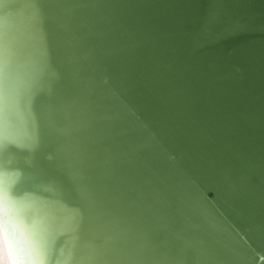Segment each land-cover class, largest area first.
<instances>
[{"label": "water", "instance_id": "1", "mask_svg": "<svg viewBox=\"0 0 264 264\" xmlns=\"http://www.w3.org/2000/svg\"><path fill=\"white\" fill-rule=\"evenodd\" d=\"M0 228L29 264H264V0H0Z\"/></svg>", "mask_w": 264, "mask_h": 264}, {"label": "bare ground", "instance_id": "2", "mask_svg": "<svg viewBox=\"0 0 264 264\" xmlns=\"http://www.w3.org/2000/svg\"><path fill=\"white\" fill-rule=\"evenodd\" d=\"M30 1V0H28ZM33 4L31 7H32V11L31 13L33 14V11H34V14L37 15V10H36V5H35V2H31L29 3V5ZM34 33L37 34L39 36V34L37 33V30L36 28H34ZM37 48L40 49L41 46H40V41H37L36 44H33L32 45V69L30 70V73L33 74V76L30 74L28 75V82L32 81V79H34V81L38 80V77L40 75L39 70H40V57H39V53L37 52ZM45 51H46V46H45ZM53 56L56 57V52H55V47L52 46V53H51V59H52V62H50V69L52 74L55 73V77L58 76L59 79H61V75H62V72L60 71V68L57 66V64L54 62V59H53ZM56 70V72H55ZM54 75V74H53ZM52 75V77H53ZM75 95V93L73 94ZM72 97H70L69 95H65V94H60L59 95V104L65 106L67 103H69L71 101ZM71 105L74 103V101L72 100L71 102ZM32 114V123H33V117H34V128H33V124H31V120H30V115ZM67 125L68 127H72L73 125H75V123H73L72 121H70V119H68L67 121ZM40 125H39V117H38V114L37 112L34 110V114H33V110L30 109V97H29V101H28V136L33 134V131H34V135H35V140L33 142H36L40 140V137L39 136V131H40ZM36 131V133H35ZM85 233H88V234H85L84 237L87 238L88 242L91 243L93 242V237H94V231L91 230H85ZM18 234V232H17ZM19 236V234H18ZM112 235H107L106 237L108 238H111ZM7 238H8V241L10 243V246L9 248L6 247L5 245V242L3 240V235L1 233V228H0V264H29L28 263V260L26 259L25 256H23L22 252H19V248L16 247V244L15 242L13 241V237L12 235L10 234V230H7ZM95 242V241H94ZM98 245L96 246L98 249L99 248H103V249H106L104 250V254L103 256L105 257L106 259V255L107 253H111L112 255V260H116L118 261V257L114 254L113 251H108L107 249H109L107 247V245L102 242V243H97ZM11 254V255H10ZM11 257H12V260H13V263H11ZM115 261V262H116ZM115 262H113V264H115ZM127 264H130V262H126ZM179 264H183L182 262H180Z\"/></svg>", "mask_w": 264, "mask_h": 264}]
</instances>
